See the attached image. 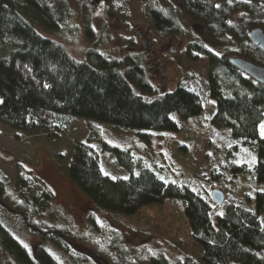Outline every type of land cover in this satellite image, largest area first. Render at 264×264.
<instances>
[{
  "label": "trees",
  "instance_id": "16d2710c",
  "mask_svg": "<svg viewBox=\"0 0 264 264\" xmlns=\"http://www.w3.org/2000/svg\"><path fill=\"white\" fill-rule=\"evenodd\" d=\"M19 1L47 31L58 30L69 16L66 0H0V37L11 36L19 41L17 49L0 59L1 123L15 131L49 135L62 132L74 117L111 124L121 130H177V120L172 115L179 119L198 115L202 100L210 98L214 100V111L208 124L217 129L228 128L237 143L225 150V156L234 146H254L257 160L251 166L226 161L210 169L209 179L228 183L246 173L248 181L264 182V137L258 132L264 114V86L228 62L230 56L237 55L264 65V53L246 37L248 28L264 31V0H179L181 12L201 28L214 50L198 41L185 49L187 55L194 51L193 60L200 54L210 64L205 90H193L189 83L194 80L189 79L150 101L134 91H153L136 60L131 59L120 70V60L94 51V63L73 59L60 44L36 32L32 22L19 12ZM148 11L156 27L170 24L169 10ZM108 150L127 174L119 186H114L115 193L105 188L113 182L100 169L97 154L85 142L73 146L66 169L68 177L97 208L129 215L146 204L170 198L181 201L189 234L193 244L200 247L198 254L204 264H264L263 191L255 192L252 210L245 208L241 199L227 203L213 225L206 196L187 185L160 179L153 168L143 166L134 173L135 161L128 149ZM226 171L230 175L227 178ZM30 179L27 171L17 167L14 190L19 200L14 202L8 194L7 178L0 171V248L21 264H60L44 245H37L30 252L3 220V210L10 209L4 202L8 199L23 229L75 256L71 252L74 245H70L64 229L45 227L36 221L54 195L42 185L40 193L29 196L23 187ZM116 250L111 262H101L94 255V264H128L122 251ZM78 252L81 254L75 257L87 260L86 252ZM148 264L169 263L162 255H154Z\"/></svg>",
  "mask_w": 264,
  "mask_h": 264
},
{
  "label": "rangeland",
  "instance_id": "374dc122",
  "mask_svg": "<svg viewBox=\"0 0 264 264\" xmlns=\"http://www.w3.org/2000/svg\"><path fill=\"white\" fill-rule=\"evenodd\" d=\"M66 2L69 16L55 31L43 29L22 1L19 12L32 22L37 33L60 44L77 61L94 63V51L120 60L123 70L131 59L136 60L153 88L152 92L134 89L146 101L189 79L194 80L189 83L193 90L198 93L205 90L210 64L200 54L193 60L194 51L190 50L188 56L185 49L196 41L213 49L201 34V28L181 12L179 0ZM149 8L169 10L170 24L156 27L150 20ZM18 47L16 38L1 36L0 59ZM213 111L214 100L209 98L202 100L198 115L188 119L172 115L177 120V130H121L111 124L74 117L62 132L49 135L15 131L0 122V171L7 178L9 196L14 202L19 200L14 190L17 167L30 175L23 187L29 196L40 193L42 185L47 186L53 192V200L36 221L45 227L64 229L70 245H74V248L69 245L73 255H80L78 251L82 250L87 253V260L72 257L23 229L8 199L4 202L10 209L3 210L4 222L30 252L35 246L44 245L60 264H94L95 257L101 262H111L116 248L122 251L128 264H148L149 257L154 255H162L169 264H204L198 254L200 247L193 244L189 234L181 201L170 198L146 204L129 215L109 212L97 208L68 177L66 169L73 146L85 142L97 154L100 169L113 182L105 188L115 193L114 186H119L127 174L108 148L128 149L135 161L134 173L143 166L153 168L160 179L187 185L209 200L212 189L222 191L221 205L210 200V221L215 225L217 216L230 201L241 199L240 203L252 210L254 194L264 192V182L248 181L246 173L228 183L209 179L210 169L226 161L251 166L257 160L254 146H234L230 155L225 156V150L237 143L228 128L217 129L208 124ZM258 132L264 137V114ZM224 174L226 178L230 176L227 171ZM261 223L264 229V214ZM0 264L21 263L0 248Z\"/></svg>",
  "mask_w": 264,
  "mask_h": 264
},
{
  "label": "water",
  "instance_id": "95a60500",
  "mask_svg": "<svg viewBox=\"0 0 264 264\" xmlns=\"http://www.w3.org/2000/svg\"><path fill=\"white\" fill-rule=\"evenodd\" d=\"M246 37L253 46L264 53V31L262 29L259 27L248 28ZM228 62L235 69L264 86V65L254 63L246 57L237 55L230 56ZM209 198L215 205H221L224 200V195L222 191L214 188L210 191Z\"/></svg>",
  "mask_w": 264,
  "mask_h": 264
},
{
  "label": "flooded vegetation",
  "instance_id": "af4514ba",
  "mask_svg": "<svg viewBox=\"0 0 264 264\" xmlns=\"http://www.w3.org/2000/svg\"><path fill=\"white\" fill-rule=\"evenodd\" d=\"M162 69V68H161Z\"/></svg>",
  "mask_w": 264,
  "mask_h": 264
}]
</instances>
